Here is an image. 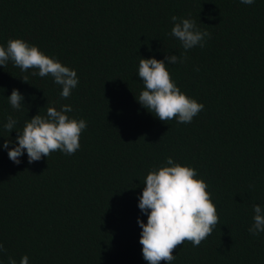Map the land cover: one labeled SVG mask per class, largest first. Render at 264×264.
I'll return each mask as SVG.
<instances>
[{
  "label": "trees",
  "instance_id": "16d2710c",
  "mask_svg": "<svg viewBox=\"0 0 264 264\" xmlns=\"http://www.w3.org/2000/svg\"><path fill=\"white\" fill-rule=\"evenodd\" d=\"M173 15L210 33L184 63L168 65L205 106L187 124L161 121L136 99L140 59L185 54L170 35ZM10 39L76 70L79 84L65 99L51 75L0 66V264L24 255L29 264H148L139 197L169 157L197 170L219 214L212 234L178 246L171 264H264V232L248 230L253 206L264 208V0H0V45ZM13 89L25 97L19 110L8 100ZM63 105L88 124L76 153L29 163L25 151L20 164L11 161L14 144L4 142Z\"/></svg>",
  "mask_w": 264,
  "mask_h": 264
},
{
  "label": "clouds",
  "instance_id": "9594fccd",
  "mask_svg": "<svg viewBox=\"0 0 264 264\" xmlns=\"http://www.w3.org/2000/svg\"><path fill=\"white\" fill-rule=\"evenodd\" d=\"M252 5L255 0H240ZM174 26L170 35L181 42L185 54L167 55L164 60L142 58L139 61L138 76L142 79L144 90L137 101L161 121L176 119L178 123H191L202 110L204 104L189 97L173 80L168 65L184 63L186 52L196 46L204 47L210 33L201 31L194 20L171 17ZM12 61L23 72L29 69L33 76L51 75L54 83L62 87L60 96L67 99L79 84L76 70L63 65L57 58L46 55L38 46L23 39H10L7 47L0 45V66L6 67ZM199 70L198 68L196 69ZM22 80L28 83V76ZM25 97L18 89H13L8 97L14 109H21ZM71 105H63L59 110L48 106L46 115L38 114L25 123L15 141L8 139L3 148L9 149L8 156L15 164L21 163V157L27 152L28 162L33 163L48 157L52 152L60 151L73 155L80 148V138L88 127L84 119L70 118ZM17 120L9 116L4 129L12 132ZM138 207L147 215V223L138 219L142 229L140 244L143 259L148 264H167L176 258L174 250L185 241L198 247L206 240L219 223L217 207L212 200L209 185L191 166L181 165L171 157L166 166L153 168L146 176ZM254 223L248 229L252 235L264 232V208L254 205ZM5 251L0 243V252ZM8 264H17L13 257ZM19 264H29V257L24 255Z\"/></svg>",
  "mask_w": 264,
  "mask_h": 264
}]
</instances>
